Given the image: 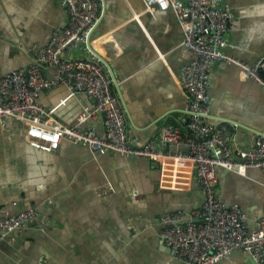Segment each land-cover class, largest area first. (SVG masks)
Wrapping results in <instances>:
<instances>
[{
	"label": "crops",
	"instance_id": "1",
	"mask_svg": "<svg viewBox=\"0 0 264 264\" xmlns=\"http://www.w3.org/2000/svg\"><path fill=\"white\" fill-rule=\"evenodd\" d=\"M221 1L235 16L224 52L254 63L264 54V0ZM98 10L89 47L113 66L128 134L143 142L167 124L183 130L187 96L179 72L189 53L180 47L183 31L174 12L149 10L143 0H102ZM66 21L59 0H0V74L30 63L33 50ZM66 55L88 56L78 48ZM43 70L49 78L56 72L55 66ZM260 73L264 78V69ZM209 94V120L231 126L232 148L249 149L255 134H264V87L244 77L238 64L217 60ZM38 100L67 124L93 104L64 84L42 90ZM84 125L104 132L102 115ZM24 132L20 122L0 118V213L34 207L38 219L0 241V264H185L161 241L162 224L155 218L183 210L182 222L196 220L189 214L204 193L192 162L100 154L65 138L48 152L35 148ZM216 174L222 201L237 204L248 226L256 227L264 217V171L218 167ZM212 264L259 263L237 250Z\"/></svg>",
	"mask_w": 264,
	"mask_h": 264
},
{
	"label": "built area",
	"instance_id": "2",
	"mask_svg": "<svg viewBox=\"0 0 264 264\" xmlns=\"http://www.w3.org/2000/svg\"><path fill=\"white\" fill-rule=\"evenodd\" d=\"M143 2L149 10L155 7L172 10L183 31L180 47L189 53L179 72L180 85L187 96L183 130L167 124L156 136L143 142L128 134L124 110L112 90L108 71L89 48L88 36L99 21L102 0H59L67 13L66 24L55 28L45 44L33 50L30 63L0 74V118L20 122L26 139L43 151L56 150L65 138L100 154L114 152L153 161L170 158L178 163L192 162L204 200L189 214L195 221L182 222L186 214L183 210L160 213L155 219L162 224L161 241L185 264H212L237 250L264 264V217L256 227H249L240 207L223 202L216 185L218 167L236 171L259 167L264 171V134L256 133L249 149L237 150L232 148L231 126L209 120V81L214 62L236 63L244 77L264 87L260 75L264 54L254 63H247L224 52L227 32L233 28L235 16L221 0ZM70 48L84 50L88 56L68 57L66 52ZM44 66H55V74L47 77ZM58 84L85 93L93 100L92 107L79 112L73 124L56 119L38 100L42 90ZM97 115H102L103 133L84 125L88 118ZM159 142L175 148L163 149ZM36 219L38 212L34 207L12 215L0 213V241Z\"/></svg>",
	"mask_w": 264,
	"mask_h": 264
},
{
	"label": "water",
	"instance_id": "3",
	"mask_svg": "<svg viewBox=\"0 0 264 264\" xmlns=\"http://www.w3.org/2000/svg\"><path fill=\"white\" fill-rule=\"evenodd\" d=\"M90 48V47H89ZM98 59L101 60V62H103V64L105 65L107 71H108V74H109V77L112 81V84L114 85V87L116 88L117 92L119 95H121V86L119 84V80L117 79L116 77V73L113 69V66L108 62L106 61L104 58H102L100 55H96Z\"/></svg>",
	"mask_w": 264,
	"mask_h": 264
},
{
	"label": "trees",
	"instance_id": "4",
	"mask_svg": "<svg viewBox=\"0 0 264 264\" xmlns=\"http://www.w3.org/2000/svg\"><path fill=\"white\" fill-rule=\"evenodd\" d=\"M260 75L262 76V74H261V73H260ZM262 78H263V76H262ZM263 79H264V78H263ZM112 90L115 92L113 85H112Z\"/></svg>",
	"mask_w": 264,
	"mask_h": 264
},
{
	"label": "rangeland",
	"instance_id": "5",
	"mask_svg": "<svg viewBox=\"0 0 264 264\" xmlns=\"http://www.w3.org/2000/svg\"><path fill=\"white\" fill-rule=\"evenodd\" d=\"M11 234H13V233L8 234L7 236H9V235H11Z\"/></svg>",
	"mask_w": 264,
	"mask_h": 264
}]
</instances>
